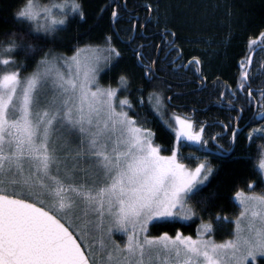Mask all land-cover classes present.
<instances>
[{
	"label": "snow or ice",
	"instance_id": "obj_1",
	"mask_svg": "<svg viewBox=\"0 0 264 264\" xmlns=\"http://www.w3.org/2000/svg\"><path fill=\"white\" fill-rule=\"evenodd\" d=\"M5 7L11 10L14 27L0 34V264H264V151L257 180L248 182V191L234 194L238 215L211 211L218 190L204 195L220 175L210 156L238 163L229 153L243 136L245 108L237 109L234 100L243 94L249 106L255 102L264 121V60L258 68L253 66L258 52L264 53V29L248 37L246 52L237 62L236 87L223 82L225 90L217 102L227 96L236 115L217 122L230 134V145L217 143L213 151L210 142L222 133L206 136L213 125L197 124L195 109L164 119L174 97L155 87L158 80L167 83L158 76L162 65L191 71L200 86L208 77L198 55L186 58L179 29L158 0L139 5L145 12L143 22L136 9H128L127 0L102 4L93 17L84 0L40 8L33 0H16ZM202 7L205 17L223 9L222 22L229 31L221 45L226 47L235 22L233 6L217 0ZM129 11L137 14L129 33H148L151 27L159 33V43H142L132 52L138 83L131 69L121 67L124 53L113 44L119 31L114 26L123 19L121 13ZM105 14L111 34L104 36L103 55L99 46L82 47L78 39L71 55L50 47L71 25H86L87 32ZM135 38L128 36L129 42ZM147 39H157L156 33ZM148 47L164 57L146 62ZM106 70L117 73L116 87L100 83ZM219 80L216 76L213 83ZM148 89L149 102L155 99L153 111L174 134L168 155L155 143L156 133L145 126L147 117H141L128 98L135 93L143 106ZM118 93L125 95L118 98ZM257 133L264 139V124L251 128L246 139L251 142ZM182 141L192 142L202 153L190 157L197 161L195 166L181 162ZM196 219L200 223L195 237L180 231ZM228 224L233 225L228 238L218 241L217 230ZM165 226L175 232L153 235V229Z\"/></svg>",
	"mask_w": 264,
	"mask_h": 264
},
{
	"label": "trees",
	"instance_id": "obj_2",
	"mask_svg": "<svg viewBox=\"0 0 264 264\" xmlns=\"http://www.w3.org/2000/svg\"><path fill=\"white\" fill-rule=\"evenodd\" d=\"M37 1H39L40 6H51L55 3L64 2V0H33V2ZM111 2L112 0H84V6L90 17H93L102 4H111ZM118 2L123 4L125 0H118ZM145 2L146 0H127L128 9H136L141 22H143L145 12L139 10V5ZM214 2H217V0H158L161 11H167L171 22L179 29L182 41L181 46L186 58H191L193 54L198 55L204 62L203 67L208 80L203 86H200L199 82L193 79L191 71L178 70L171 65L165 68L162 65L158 76L162 80L167 81V83L158 80L155 85L156 89L163 92L165 96L174 97L164 119H168L173 112L184 116L191 114L192 110L195 109L197 124L204 121L213 125L206 129V136L222 133V138L216 142H210V147L213 151H215V144L217 143L222 144L225 148L230 145V134L223 132L217 122H228L230 117L236 115V111L231 110L226 102L227 96L224 98L225 102H217L220 92L225 90L223 82L227 81L228 85L233 89L236 87L235 78L239 74L237 62L246 52L248 37L258 36L259 31L264 29V0H226L227 3L233 6L232 10L235 22L232 25L230 42L226 47L222 46L221 42L229 31L227 25L222 22L224 19L223 9L217 10L214 14L207 17L203 15L204 9L202 5ZM15 3L16 0H0V34L14 27V24L11 22V10L6 8L5 5ZM110 11L111 9H109ZM208 11L211 12L212 10L208 9ZM121 16L123 17L121 22L114 26V30L119 29V31H116L113 36V44L124 53L121 67L131 69L135 73L136 82L138 83L140 72L132 67V52L139 44L151 45L159 43V33L154 27H151L148 33H144L140 29H135L132 33H129L128 30L135 23L137 14L129 11L127 15L122 12ZM6 17L7 23L5 22ZM89 22L91 23V20ZM86 27L85 25L82 28H77L75 24L71 25L67 31L59 34L62 39L58 40L54 45H50V47H53L57 51L65 52L68 55L72 54L70 48L76 43L77 39L81 42L82 47L86 43H90L93 47H105L104 36L105 34H111L108 33V15L105 14L104 20L87 32L84 30ZM77 32L79 33L78 36ZM137 33L144 36V39H140ZM151 33H156L157 39L149 41L147 37ZM129 35L136 36L134 42H129ZM69 37H72V39H69ZM205 40H211V43L206 44L204 43ZM188 41H192V43ZM196 41H199V43H196ZM157 56L163 58L164 53H158L152 47L145 49L146 62L149 57L156 58ZM262 60H264V53L258 52L254 57V68H258ZM31 68L32 64L30 63L29 71ZM216 76H219L220 80L214 84L213 80L216 79ZM259 80L260 77H257L256 82L258 83ZM116 81L117 73L115 72H108L106 70L100 74V82L102 84L117 86ZM169 84H171V88H169ZM253 86L255 87L256 84L254 83ZM149 91L151 89L146 90L144 93L143 106L138 103L135 93L130 94L128 98L133 102L136 112L140 113L141 117H147L148 122L145 126L151 127L156 133L155 143L161 146L163 154L168 155L170 153L167 149L171 147L174 134L165 128L153 111L155 99L153 98L151 103L149 102ZM234 103L237 109L240 106L245 108L242 120L240 121L243 136L236 144L231 145L232 152L229 153V155L237 158L238 163L233 164L228 159L210 156L209 159L212 164L214 166L219 165L220 175L217 177V180L212 182L211 188L204 193V195H207L208 191L218 190V195L211 211L213 213L221 212L223 215L229 217H234L239 213V205L234 199L235 192L238 190L248 191V182L257 180L260 152L264 151V149L260 148L261 145H264V139L260 138V134H255L251 142L246 139L247 133L251 128L264 124V121H261L259 117L258 105L253 102L249 106L243 94H241V98L238 101L234 100ZM182 144L185 146L181 148V162L189 166H195L197 161L190 157L192 155L202 157L201 152L195 151L198 146L187 142ZM255 190L257 192L261 191V186L258 182ZM199 223V219H196L194 222L189 221L185 223L184 227H180L179 225L177 227H180L185 234H194L195 228ZM232 227L233 225L228 224L219 228L215 238L218 241L227 239ZM161 231H168L172 234L175 232V228L165 226L152 230L153 235L159 234Z\"/></svg>",
	"mask_w": 264,
	"mask_h": 264
},
{
	"label": "rangeland",
	"instance_id": "obj_3",
	"mask_svg": "<svg viewBox=\"0 0 264 264\" xmlns=\"http://www.w3.org/2000/svg\"><path fill=\"white\" fill-rule=\"evenodd\" d=\"M39 1H37V2H34L35 3V5L37 6V8H40L41 6H40V3H38ZM61 3H63V2H59V3H55V4H61ZM53 11L54 12H56V14H57V16L59 17V11L58 10H56V9H53ZM95 48V47H94ZM100 48V47H99ZM101 49V52H100V54L101 55H103V49H104V47L103 48H100ZM101 83V82H100ZM102 84V83H101ZM102 85H105V86H107L106 84H102ZM113 87H116V86H113ZM124 93H118V98H123L124 97ZM257 134H259V133H257ZM184 142H187V143H191L192 144V142H188V141H182V143H184ZM164 155V154H163ZM238 203V202H237ZM187 223V222H186ZM198 227V226H197ZM197 227L195 228V232H196V229H197ZM180 231H182L181 229H180ZM184 233V232H183ZM185 234V233H184ZM185 235H193V237H195V233L194 234H185ZM120 238V235L119 234H117V239H119ZM257 264H258V262H257Z\"/></svg>",
	"mask_w": 264,
	"mask_h": 264
}]
</instances>
